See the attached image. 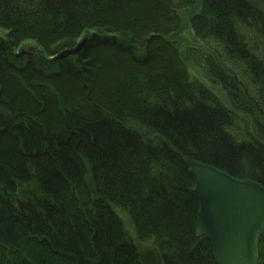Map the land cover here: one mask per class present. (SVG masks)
Segmentation results:
<instances>
[{
    "label": "trees",
    "instance_id": "trees-1",
    "mask_svg": "<svg viewBox=\"0 0 264 264\" xmlns=\"http://www.w3.org/2000/svg\"><path fill=\"white\" fill-rule=\"evenodd\" d=\"M200 3L196 36L222 42L231 59L244 48L264 93V65L235 27L264 39V10L249 0ZM196 5L0 0V264H141L137 240L152 241L164 264H215L211 242L196 234L199 202L184 157L264 186V125L260 140H237L231 113L190 81L169 38L176 11ZM84 37L79 55L54 60ZM28 42L35 53L17 57Z\"/></svg>",
    "mask_w": 264,
    "mask_h": 264
},
{
    "label": "water",
    "instance_id": "water-1",
    "mask_svg": "<svg viewBox=\"0 0 264 264\" xmlns=\"http://www.w3.org/2000/svg\"><path fill=\"white\" fill-rule=\"evenodd\" d=\"M88 40L89 37H84L54 60L79 55ZM35 51L28 45L17 57ZM184 162L194 181L192 192L199 202L196 234L211 242L215 264H259L264 236V186L190 157H184ZM135 245L141 264H164L154 243L138 240Z\"/></svg>",
    "mask_w": 264,
    "mask_h": 264
},
{
    "label": "rangeland",
    "instance_id": "rangeland-1",
    "mask_svg": "<svg viewBox=\"0 0 264 264\" xmlns=\"http://www.w3.org/2000/svg\"><path fill=\"white\" fill-rule=\"evenodd\" d=\"M249 1L257 8L264 10V2ZM196 3L195 7H182L176 11L180 25L169 39L176 44L190 81L209 90L218 103L231 113L233 118L230 133L237 140L246 143L260 140L257 137L256 125H264V93L258 92L252 71L243 58L234 56L231 59L221 46L222 42L203 40L196 36L192 19L201 12L200 0H196ZM235 27L236 39L250 51L253 57L259 59L258 63L261 62L264 65V39L260 37L259 32L239 22ZM0 37H4L1 31ZM26 45L34 44L28 42L21 45L20 50ZM214 69L222 72L228 80L217 79L214 76ZM131 128L152 142L159 141L139 124L132 123ZM116 211L123 219L130 236L137 240L128 215L119 208Z\"/></svg>",
    "mask_w": 264,
    "mask_h": 264
},
{
    "label": "bare ground",
    "instance_id": "bare-ground-1",
    "mask_svg": "<svg viewBox=\"0 0 264 264\" xmlns=\"http://www.w3.org/2000/svg\"><path fill=\"white\" fill-rule=\"evenodd\" d=\"M258 1L264 2V0H263V1H262V0H258ZM82 40H83V39H82ZM82 40H81V41H82ZM81 41H79L78 43H80ZM78 43H77V44H78ZM77 44H76V45H77ZM76 45H75V46H76ZM240 50L242 51V53L244 52L243 54H245L244 48H242V49H240ZM247 51H248V50H247ZM249 52H250V51H248V53H249ZM31 54H32V53L27 54V55H31ZM233 54H234L235 56H239V57H241V55H243V54H241L239 51H235V52L233 51ZM249 54H250V53H249ZM27 55H26V56H27ZM250 55H251V54H250ZM246 56H247V55H246ZM251 56H252V55H251ZM247 57H250V56H247ZM251 58L254 59V61L259 60L257 57H251ZM67 59H68V58H67ZM232 136H233V135H232ZM233 137H234V136H233ZM135 246H136V245H135Z\"/></svg>",
    "mask_w": 264,
    "mask_h": 264
}]
</instances>
